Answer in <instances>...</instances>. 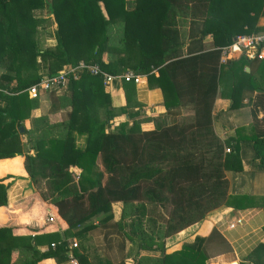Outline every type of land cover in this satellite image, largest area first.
I'll list each match as a JSON object with an SVG mask.
<instances>
[{
    "label": "trees",
    "instance_id": "trees-1",
    "mask_svg": "<svg viewBox=\"0 0 264 264\" xmlns=\"http://www.w3.org/2000/svg\"><path fill=\"white\" fill-rule=\"evenodd\" d=\"M38 10L51 13L55 23V44L44 49ZM260 15L264 0H0V158L24 154L30 178L45 180L50 204L41 218L46 210L53 218L45 225L53 231L15 234L0 226V264H38L46 258L61 263L69 253L76 264H207L209 242L225 248L216 231L172 252L165 241L223 206L254 204L264 210V195L256 200L230 193L225 174L242 170L243 141H250L254 168L264 171V125L252 110L250 135L238 128L235 138L222 140L213 127L218 95L237 109L245 91L258 88L244 67L264 60L242 55L222 63L220 54L236 35L258 33ZM180 18L193 26L187 45ZM206 35L212 48L201 44ZM80 61L109 74L130 69L145 75L148 86L160 88L165 112L150 117L153 127L143 129L140 111H128L134 83L123 82L126 105L118 112L132 122L112 127L118 113L102 77L83 70L69 77L63 93L51 90L48 113L31 118L25 128L24 120L38 106L27 87ZM56 112L59 119L51 121L49 114ZM117 202L121 210L114 220ZM5 205L7 185L0 182V207ZM95 230L105 232L98 241L102 250L90 242ZM108 234L120 241L117 261L107 252L115 248ZM71 238L79 241L76 247H70ZM262 253L264 245L258 244L247 260L263 264L254 258Z\"/></svg>",
    "mask_w": 264,
    "mask_h": 264
},
{
    "label": "crops",
    "instance_id": "crops-1",
    "mask_svg": "<svg viewBox=\"0 0 264 264\" xmlns=\"http://www.w3.org/2000/svg\"><path fill=\"white\" fill-rule=\"evenodd\" d=\"M179 21L182 39L187 45L192 39L190 38V31L193 26L190 23V19L181 20L180 18ZM256 25L259 28V32H264V15L259 16ZM113 31H117V28H114ZM52 43L54 44L53 31L48 29L45 35V45H52ZM201 44L205 49L212 48L213 40L211 35H206ZM224 47H230L226 62L227 60H236L242 56L240 49L235 46L228 45L222 48ZM252 58H255V56L248 59ZM104 59H107V54H105ZM259 59V61H263L264 57ZM259 63L258 61H253L251 66L246 64L244 67L247 72L252 71V76L258 88L252 91H245V97L242 101L243 106L231 109V100L220 95L217 96L214 102L213 127L222 140L235 138L236 129L238 128H243L241 130L243 134L250 135L253 121L252 110L256 112L257 118L260 119L259 124L264 125V65ZM2 71L0 68V74ZM123 85V82L105 85V89L110 95V105L118 113L112 121V127L117 126L124 120H127L129 124L132 122L128 118L127 113L118 112L120 107L126 105V93ZM132 85L129 93L131 105L128 111L139 110L140 115L137 118L144 119V122L141 123L142 128L151 129L153 123L149 118L165 112L162 92L158 87L148 86L145 75H141V80L138 84ZM64 91L66 90L56 91V93L59 94ZM49 106V92H46L38 99V106L31 110L30 119L24 120V127L30 128L31 118L47 114ZM49 116L51 121H56L59 119L60 113L56 112L49 114ZM20 137L23 142H26L27 134H22ZM249 144L250 141H243L240 144L242 170H228L225 174L229 182L230 193L247 194L259 200L264 195V171L254 168L257 160H252L251 146ZM30 154H33V151H30ZM74 171L78 172L76 168H74ZM0 182L7 185V205L0 207V226L11 227L15 234H27L29 230L38 231L40 229L53 231L52 227L46 228L45 226L48 224L46 221L49 215L48 210H46L47 214L44 215L43 219L41 218L43 216L42 211L47 209L50 204V199L45 196V180L41 178L32 180L30 178L25 168L24 154L0 158ZM120 210L121 203H115L113 205L114 220H117ZM238 218H241V223L230 227V224L234 223ZM212 231H216L224 239L226 247L215 248L216 241L214 239L209 242L207 264H229L231 262L257 264L253 261H248L247 256L258 244L264 245V210L261 206L254 204L242 209L231 206L217 208L208 213L202 220L166 238V250L167 252L178 250L185 242L192 241L196 236L209 237ZM59 234L63 236L62 228L59 229ZM129 245L130 243L127 242L125 254ZM46 246L47 244L42 245L41 249H45ZM98 247L99 250L104 248L101 245ZM254 258L264 264V253L259 256L256 255ZM38 264L73 263L69 260L58 263L53 258H46L39 261Z\"/></svg>",
    "mask_w": 264,
    "mask_h": 264
},
{
    "label": "built area",
    "instance_id": "built-area-1",
    "mask_svg": "<svg viewBox=\"0 0 264 264\" xmlns=\"http://www.w3.org/2000/svg\"><path fill=\"white\" fill-rule=\"evenodd\" d=\"M230 45L240 49L242 55L247 58L254 56L262 58L264 57V32L240 33L235 36ZM229 49L230 47H224L221 49L220 61L222 63L226 62ZM83 70L88 71L93 75H100L103 79L104 85H109L115 82H133L134 84H138L141 80V75L130 69L125 70L121 74H109L102 71L96 64L80 61L75 66L64 68L58 71V73L41 78L37 83L28 86L26 89L28 96L32 99H39L45 92H50L51 90L60 91L66 87L70 76L77 78L79 72ZM225 149L226 151H229V148ZM46 221L52 222L53 218L49 216ZM240 223L241 218H238L234 223L230 224V227ZM51 246H54V243H52ZM76 246V241L70 243V247ZM69 261L76 264V260L72 257L71 253H69Z\"/></svg>",
    "mask_w": 264,
    "mask_h": 264
},
{
    "label": "rangeland",
    "instance_id": "rangeland-1",
    "mask_svg": "<svg viewBox=\"0 0 264 264\" xmlns=\"http://www.w3.org/2000/svg\"><path fill=\"white\" fill-rule=\"evenodd\" d=\"M35 15L37 16V18L42 19L41 25L38 27V31H39L38 37H39L40 47L42 49H44L45 47L49 46V45H47V46L45 45V35L47 34L48 29L51 30V31L55 30V23L53 21L52 14L49 13L48 11H46V10H40V11L38 10V11L35 12ZM53 42L55 44L54 34H53ZM54 44L52 43V45H54ZM65 89L66 88H63L60 91L65 90ZM183 115L188 117L189 113L184 111ZM169 119H170V122L173 121L172 118H169ZM117 121H120V120H117ZM225 151H226V149H225ZM226 152H229V151H226ZM159 212L161 213L162 217L167 215V210L166 209H162ZM158 219H159L160 222L163 221L160 218L159 215H158ZM104 233L105 232L102 231V230L101 231L95 230L94 231V235H93V237H92L90 242H92L93 245H95V244H97L98 246L101 245V243H99L98 241H99V239H103L104 238L103 237ZM108 238L113 241V244L115 245V248H113V249H111V250H109L107 252H109L108 254L113 259V261H117L120 258V256H121L120 250L118 249L120 241L114 234H108ZM73 241L79 242L76 238L75 239L71 238L70 239V243H73ZM92 243H90V244L92 245ZM101 246H104V244L102 243ZM207 254H208V252H207ZM207 260H208V257H207ZM207 260H206V263H207Z\"/></svg>",
    "mask_w": 264,
    "mask_h": 264
},
{
    "label": "water",
    "instance_id": "water-1",
    "mask_svg": "<svg viewBox=\"0 0 264 264\" xmlns=\"http://www.w3.org/2000/svg\"><path fill=\"white\" fill-rule=\"evenodd\" d=\"M23 129H24L23 126H20V127H19V130H20L21 132L23 131ZM229 264H237V263H235V262H231V263H229Z\"/></svg>",
    "mask_w": 264,
    "mask_h": 264
}]
</instances>
